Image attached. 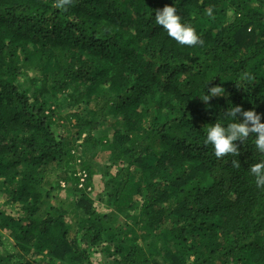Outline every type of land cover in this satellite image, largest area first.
<instances>
[{
  "label": "trees",
  "instance_id": "obj_1",
  "mask_svg": "<svg viewBox=\"0 0 264 264\" xmlns=\"http://www.w3.org/2000/svg\"><path fill=\"white\" fill-rule=\"evenodd\" d=\"M55 3L0 0V233L15 250L0 264H264V187L250 173L264 153L254 136L234 142L238 157L204 143L231 106L264 123V0ZM165 5L203 45L155 23ZM216 85L227 95L205 103ZM102 150L119 229L78 189Z\"/></svg>",
  "mask_w": 264,
  "mask_h": 264
},
{
  "label": "clouds",
  "instance_id": "obj_2",
  "mask_svg": "<svg viewBox=\"0 0 264 264\" xmlns=\"http://www.w3.org/2000/svg\"><path fill=\"white\" fill-rule=\"evenodd\" d=\"M73 0H56L55 7L62 10H67V7L72 5ZM206 15L214 19L212 8L206 10ZM155 23L162 26L167 35L183 46L194 47L203 45L204 41L196 34L195 29L191 25L181 23V16L177 14L174 6L165 5L162 9L155 10ZM244 78L250 83L254 81L251 74L245 73ZM225 89L219 85L208 88V93L204 96L203 101L207 103L210 97L226 96ZM243 117L242 122H237V115ZM224 116L231 119L233 122L222 126L219 123L209 125L207 136L204 141L205 145H212L215 157L222 158L228 155L239 156L235 141H244L249 136L255 137V146L261 153H264V123H261L260 114L254 110H242V107L231 106L225 112ZM232 166L236 169L241 167L238 160L232 161ZM79 172L78 174V189L82 190V185L87 184V176ZM250 173L255 177V184L258 188L264 187V162H259L251 165ZM86 192V191H85Z\"/></svg>",
  "mask_w": 264,
  "mask_h": 264
},
{
  "label": "rangeland",
  "instance_id": "obj_3",
  "mask_svg": "<svg viewBox=\"0 0 264 264\" xmlns=\"http://www.w3.org/2000/svg\"><path fill=\"white\" fill-rule=\"evenodd\" d=\"M106 120L110 121L111 120L109 118H107ZM66 124V123H64ZM109 124L107 121H105L103 128H101L102 131L106 130V125ZM65 126V125H64ZM112 152L108 153L107 151H97L96 154L93 156L92 158V162H93V169L96 170V174H93L91 176V179L89 180V185H82V190L86 191L88 197H90V199L93 202V207L94 209L102 215H107L109 216L108 220V225H110L111 227L115 228V229H119L121 224L122 226H124L126 224L124 215H120V216H113V212L111 211L110 207H107L106 205V201L108 200V196H109V191L106 189L105 187V181L106 179H104L103 176H101V172H102V167L105 165H107L111 159V155ZM78 165V164H77ZM79 169V167H78ZM88 183V182H87ZM71 191L67 192L66 189L60 190L58 193L55 194V196H57L58 198H60V200H65L66 201V205L65 208H72L73 205V200L74 198L71 196ZM73 201V202H72ZM0 203H1V199H0ZM71 203V204H70ZM13 209H8L6 210L7 214H11L12 212L16 213V210ZM69 213H73L72 210H69ZM135 214V212H133ZM129 215H132L131 213ZM137 215V212H136ZM113 224L111 223L112 220ZM0 237H1V245H0V250H3L5 252L8 253H14V242L12 241V239L10 237H7L8 232L5 231H1L0 233ZM103 261V258L100 254H93L91 255V262L93 264H101Z\"/></svg>",
  "mask_w": 264,
  "mask_h": 264
}]
</instances>
